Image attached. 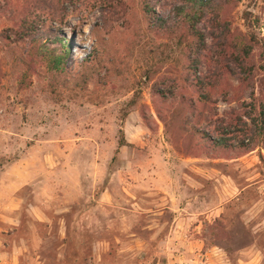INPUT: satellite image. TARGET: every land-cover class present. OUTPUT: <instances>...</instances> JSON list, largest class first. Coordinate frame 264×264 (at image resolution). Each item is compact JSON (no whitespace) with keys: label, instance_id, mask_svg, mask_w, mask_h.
Returning <instances> with one entry per match:
<instances>
[{"label":"rangeland","instance_id":"374dc122","mask_svg":"<svg viewBox=\"0 0 264 264\" xmlns=\"http://www.w3.org/2000/svg\"><path fill=\"white\" fill-rule=\"evenodd\" d=\"M218 17L242 63L216 109L249 123L264 102V0H221ZM178 35L151 27L141 0H0V264H264V149L189 142Z\"/></svg>","mask_w":264,"mask_h":264},{"label":"trees","instance_id":"16d2710c","mask_svg":"<svg viewBox=\"0 0 264 264\" xmlns=\"http://www.w3.org/2000/svg\"><path fill=\"white\" fill-rule=\"evenodd\" d=\"M220 1L170 0V7L166 8V4L159 0H141V5L151 27L166 32H172L177 27L178 40H185L182 80L192 94L186 97L181 94L178 106L181 110L180 125L189 142L193 140L205 153L239 156L256 146L264 149V102L258 109L256 119H251L249 123L233 106L217 112V95H223L219 87L224 73L241 79L231 62L242 63L240 55L228 48L227 28L224 20L218 17ZM154 5L159 7L157 13L153 11ZM46 31L42 30V33ZM53 37L55 46L59 48L58 53L51 48L46 55L52 66L61 70L66 47L64 39L60 42ZM166 91L169 93V90L158 88L156 83L151 86L153 98L160 101L166 98ZM160 113V110H156L158 117H161ZM142 119L146 121L143 113ZM117 143H125L122 133Z\"/></svg>","mask_w":264,"mask_h":264},{"label":"crops","instance_id":"0c3cea01","mask_svg":"<svg viewBox=\"0 0 264 264\" xmlns=\"http://www.w3.org/2000/svg\"><path fill=\"white\" fill-rule=\"evenodd\" d=\"M167 235L169 236L168 238H170V242H171V250H172L171 252L172 253L171 252L170 253L173 254V260L172 261H179V258L182 257V252L180 251V249L178 248L177 245H179L183 242L181 237H183L184 233H182V230H179L178 228L174 227V228H170L167 233L166 232L164 233V236H167ZM190 247H192V249H195V243L191 244V240H190L189 248ZM186 253L187 252H185L184 254H186ZM189 255H191V254H189ZM152 264H155V261H153Z\"/></svg>","mask_w":264,"mask_h":264}]
</instances>
